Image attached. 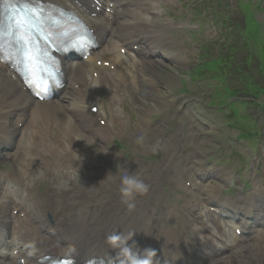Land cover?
<instances>
[{
  "label": "bare ground",
  "instance_id": "6f19581e",
  "mask_svg": "<svg viewBox=\"0 0 264 264\" xmlns=\"http://www.w3.org/2000/svg\"><path fill=\"white\" fill-rule=\"evenodd\" d=\"M44 1V0H41ZM48 1V0H47ZM53 2H57L62 7L71 10L73 13L82 16V11L78 9L76 5H74L75 1L82 2V9L87 14L98 12L97 7L98 5L94 4L93 2H90L88 4V0H50ZM102 0L101 1V7H107L110 8L111 3L114 4L115 1L111 2L110 0ZM120 2H123L122 6H130L128 10L136 8L134 14H129L127 9L126 11L124 9H119L118 13L114 17L113 21V30L111 31V38L106 48H103L100 54L96 55L94 58L91 55L89 59L87 60L90 65H88V69L90 68L93 60L97 57H101L104 59V62H109V64H112L115 66L114 71H105L103 73H100L99 76L96 79H91V83H102L106 82L107 80L111 78L116 83V86H112V89L108 92L109 93V100L110 102H113L115 99L121 100L122 97V90L123 88L117 84V81L123 80L124 73L128 71L131 73V78L136 77V81H132L131 84L137 83L138 81V71H143V67L146 68H152L151 71H154L155 67L157 65L162 64L163 62L154 56L160 55L162 52L166 51L162 45L161 42L158 40H150L151 42L145 46H147L149 56L148 58H145L143 61H148V64L142 63V61L136 59V56L132 54L131 52H128V55L125 57H122L119 52L117 51L116 45H113V42H117V44H124L129 41V39L134 37H140L139 32L137 29L141 28L143 25L144 18L141 16V7L140 3H137L135 0H121L117 1L116 5H118ZM113 6V5H112ZM85 7V9H84ZM137 9H140L137 11ZM144 9V8H143ZM112 10V7L110 8ZM145 10V9H144ZM103 12L102 16L98 14V18H103L100 20V24H105L106 17L108 14L106 11H103L102 8L99 10ZM113 16V15H112ZM122 17V19H118ZM97 20V19H95ZM98 21V20H97ZM87 26L95 30V35H97L96 41L103 35V30L105 28H99L96 24V22L86 18L83 21ZM115 24V27H114ZM117 24L122 25L123 29L127 32H122L119 34L118 26ZM129 31V32H128ZM119 34V35H118ZM128 35V36H127ZM148 38V33L145 32V35L140 37L142 42H145ZM123 41V42H120ZM140 43L139 40L135 42H130V44H136ZM129 62V63H128ZM91 70V68H90ZM67 82L69 79V73L66 71L65 76ZM89 80V79H88ZM139 82V81H138ZM78 86L76 89H69L72 86ZM67 90L69 92L62 98V102H59L58 105L54 106L51 105L55 102H44V103H38V104H30V99L28 96L21 94L16 86V84L7 79L6 76L0 73V98H3L4 104H0V117L3 119H7L9 117L15 116L16 111H20L22 108L30 109L28 116L30 118L29 120V127H32V129L28 128L27 125V131L20 135V146L18 149V152L16 154V158L14 159L17 161V157L19 155H23L24 159L27 161V164H30V161L36 160L38 158V164L36 165L35 162H33L35 170L38 169V166H44L46 163V159H48L51 155H53L52 148L61 144V138L60 136L53 133L54 128H58L60 133L64 134L67 138V141H65V144L70 145L74 142V138L78 137V134L72 129L73 126H80V121H74L72 118V115H79L80 111L82 110V107L80 108H74L78 102H81V105L83 104L84 100H88L86 95H84L82 92V86L78 83V81L75 78L74 73L71 75L69 82L67 84ZM62 91L59 92L61 94ZM2 100V101H3ZM10 101L13 104V111L10 112V108H7V102ZM7 104V105H5ZM7 108V109H6ZM74 108V109H73ZM85 110V107H83ZM12 111V110H11ZM9 114V115H8ZM52 114L57 115L51 116ZM26 115V114H25ZM19 121V120H18ZM20 120L19 122H21ZM5 125V122H3ZM8 124V123H7ZM6 131V129H5ZM0 132V136L2 138V141L5 140L6 146H13V134L15 133L14 130H9L5 134L4 132ZM134 131V130H133ZM4 134V135H3ZM1 141V142H2ZM22 141H27V143H22ZM36 147L38 150L35 154L34 145L36 144ZM168 151H172V148H167ZM172 153V152H171ZM11 154L6 153L4 154L5 158H9ZM32 173H26L25 174V180H21L20 186H21V193L20 196L24 199V208L21 209V205L12 206L11 210H17L19 213L23 214L24 218L20 219V216H13L11 214H4V212L7 209L6 205L0 206V230L3 231V236L8 235L11 233L12 240L11 242L4 241V247H19L20 254L22 256L27 257L28 260L34 259L37 260L39 258L48 256L50 258H69L73 259L75 264H83L86 260L90 258H100L101 264H108L109 259H114L115 253L113 250H111L105 242H99L94 240V232H91L87 228H80V229H65V227L62 225V222L65 219H54V225L52 227H49L48 224L45 222L46 213H54L57 209H59L60 201L54 202L53 200L55 198H59L58 196L53 197V200L49 198H44L42 201V208L41 207H34L30 200H28L27 196L32 192L30 188L34 187V181L35 179L31 177ZM28 179V181H27ZM60 179H65L64 175L62 174L60 176ZM13 192V190H10ZM15 192V191H14ZM16 193V192H15ZM18 196V194L16 193ZM52 196V195H50ZM18 198V197H17ZM73 200V198H70ZM211 201L214 203H217L218 200H214L210 198ZM40 200V198H39ZM200 203L203 204L204 201L200 200ZM86 204H89L91 206V201L86 202ZM189 212V210H187ZM197 216L196 219H199V211H195L194 208L192 209ZM76 216L87 218L89 214L87 212H76ZM182 216V213L179 212ZM181 216H174L173 218L181 219ZM185 218H187L186 215H184ZM13 219H15L13 221ZM134 221V220H133ZM8 223V226H6V223ZM91 225V218L87 222ZM23 227L24 230H20V228ZM139 227H141V224H139ZM203 229V227H202ZM128 232H135V235L133 237V241H130V243L135 242L139 249L143 250L146 248H154L157 247V242L154 239H145L143 236L139 237L136 236L137 228H134L133 231L127 230ZM18 233H22L25 238H21V240H16V235ZM148 233V232H147ZM42 235V238H39V236ZM42 241V243L40 241ZM175 240L176 243L179 245L178 247H175L174 249L167 250V254L164 255L161 253L159 249H155L157 251V257L162 255L165 258L166 264H173L177 263V261L174 262V254L175 256H181L182 254L178 252H185L186 248H189V246L192 245L191 241L193 238L189 241H185V239L179 240L178 238H172L170 237V240L168 241V244H171V241ZM1 240H0V246H1ZM155 242V244L153 243ZM186 244V246H184ZM1 246V247H3ZM162 252L163 249L162 248ZM74 250V251H73ZM251 248H248L246 250L245 256L238 262V264H251L254 261L257 262V264H261L262 262V256L260 255H252L251 254ZM30 254V255H27ZM1 257L8 261V263H5L4 260L0 259V264H11L10 260L1 253ZM15 259V258H14ZM14 259L12 261H14ZM160 260L161 257L159 258ZM226 260H230V258H225ZM225 259H222L221 262ZM253 260V261H251ZM40 264V263H39ZM214 264V263H213Z\"/></svg>",
  "mask_w": 264,
  "mask_h": 264
},
{
  "label": "rangeland",
  "instance_id": "374dc122",
  "mask_svg": "<svg viewBox=\"0 0 264 264\" xmlns=\"http://www.w3.org/2000/svg\"><path fill=\"white\" fill-rule=\"evenodd\" d=\"M164 3L168 5L167 9L169 11H172L174 15L188 22H192L190 18L192 11L193 10L197 11L196 12L197 22L199 21V19L200 20L202 19L203 23L208 25L207 27H204V29H209V31H211L212 33V34L208 33L206 35L208 31L201 32L200 39L195 34L185 36L184 38H182L181 42H177V44L179 45L178 48L180 50H181V47H184V50L187 51L189 49L188 47H190L191 49H189L188 51L198 52L199 48H196L193 45L188 44V42L193 41V39L197 40L199 43L203 42V45H206V46L216 43V42H213L215 39L213 37V34L215 32L212 28H215L216 33L218 34L217 41H219L221 38H224L225 36H227L228 39L232 37V34H224L223 28L219 29L218 27H213L215 25L213 24V17H214V13H217V14L225 13L224 16L229 17L227 19L228 22L225 23V25L228 26V28H231L232 26L231 23L234 21L235 16L237 15L235 12V8H236L235 0H164ZM201 15L203 16L201 17ZM191 27H194L193 23H191ZM209 35L211 38L207 40L206 38ZM262 36L264 37V33H262ZM183 42L187 43L188 46H185ZM249 46L255 47V51L257 52V62H256L257 66L254 64L253 66H251V68H248L249 70L248 73L251 74L250 82L254 84L264 83V79L262 77L263 71H261V70H264V59L261 57V54H264V39H262L259 42V44L251 43V45L249 44ZM172 50L174 49L172 48ZM252 50L254 52V49ZM177 53L178 51L176 52V55ZM179 65L183 67L184 69L183 71H179L175 75L171 74V76L169 77V74L167 73V71L163 70L164 73L160 75V78L162 80L166 79V82L162 83V89L165 92L167 91L163 88V85L165 84L166 88H171V87H167V85L169 84V79H172V84L175 85V88L169 91L168 94L170 96H174L176 99L182 102L186 101L187 99L180 98L178 94L179 90L181 88H184V89H187L189 92L190 101L197 102V105H199L197 111L191 110L190 115H189V121L193 124L192 133L194 132L193 134H195L194 135L195 141H194V146L187 147V152L185 153V157L189 158L194 150L195 154H197V159L199 161V160H202L203 153L205 151H209V153H215V154H219L225 151V155L227 156L224 157V159L226 161L231 162L233 165L234 163L238 162L237 156L239 153H241L246 158H249L248 160H251L252 157L254 158L255 156H258L257 158L259 157L264 158V144L260 143V140L258 138H256V141L252 145L247 144L246 142L235 143L236 142L235 138L238 135V127H237L238 124L234 128L229 127L230 125H233V121L231 120L232 117L227 116L229 114L228 108H231V107L227 106L228 108H225V111L215 110V104L218 103L219 101L218 99L212 98L214 82L211 79L206 80L203 83L205 87H202L201 82L200 83L193 82L189 79L190 73L192 72L186 66L185 62H180ZM210 102H213L214 104H210L211 107H208L207 103H210ZM259 104L264 105V94L258 95V99L256 100L255 105H259ZM176 107L180 108L179 105ZM163 108L160 107V109H158L159 116L161 115ZM172 108L173 107H170V109L168 108L166 109H168V112H169ZM250 109H251L250 107L245 108L246 111L244 113H246L247 111H250ZM238 113H240V111H238ZM242 113L243 112L241 111V114ZM194 116L202 120L196 121L194 120ZM260 120L262 119L260 118ZM168 122L170 123L172 122L170 118L163 120L161 123L164 126H166L168 125ZM257 125H258L257 128H259V126L262 127L261 121L257 122ZM188 145H191V144H188ZM246 150H248V152ZM252 163L254 162L252 161ZM5 166L9 169L7 164ZM10 168H11V171L16 169V165L11 164ZM9 174L11 176L12 172H9ZM43 174L46 175V172L44 173V168L41 170H37V175H38L37 179H40L42 181ZM99 174H100V171L98 169L91 170V181H93L92 178L99 177ZM248 174L250 176V179L254 177L260 180V176L256 172L253 164H251L248 170ZM9 178L11 179V181L13 180L18 181V175L15 172H13L12 178L11 177ZM40 186L42 187V183L40 184ZM40 191H42L41 188H40ZM251 250H252L251 251L252 255L262 256L261 264H264V248L254 247V249L251 248ZM245 254L246 252L244 254L233 255L230 260L225 259L222 262L217 263V264H238V262L243 258V256H245ZM251 264H257V262L254 261Z\"/></svg>",
  "mask_w": 264,
  "mask_h": 264
},
{
  "label": "clouds",
  "instance_id": "9594fccd",
  "mask_svg": "<svg viewBox=\"0 0 264 264\" xmlns=\"http://www.w3.org/2000/svg\"><path fill=\"white\" fill-rule=\"evenodd\" d=\"M146 139V134H140L136 137L135 142L143 144ZM117 176L120 181L121 202L131 212L136 208V197L147 195L150 191V186L140 179L137 174L130 173L119 165L117 166V173L115 175L110 173L101 183ZM134 235L135 232H112L106 236V245L115 253L113 264H156L157 251L152 248L141 250L135 242L130 243V241H133Z\"/></svg>",
  "mask_w": 264,
  "mask_h": 264
},
{
  "label": "snow or ice",
  "instance_id": "6c2138e0",
  "mask_svg": "<svg viewBox=\"0 0 264 264\" xmlns=\"http://www.w3.org/2000/svg\"><path fill=\"white\" fill-rule=\"evenodd\" d=\"M46 7L47 6H41L39 4H32L28 7L27 12L23 16L14 20V27L12 29V37L20 44L22 50L24 51L25 59L31 62L38 70L44 63L42 54L47 48V45L43 43L44 36H48L52 31L51 22L47 17ZM25 29L33 33L36 42L43 45L42 48H38L37 43H34L31 38L25 39L23 35H20V33ZM41 32H43L44 35H41ZM76 35H79V33H76ZM4 39V33L0 32V58H3ZM58 264H75V262L70 259H65L58 261Z\"/></svg>",
  "mask_w": 264,
  "mask_h": 264
}]
</instances>
